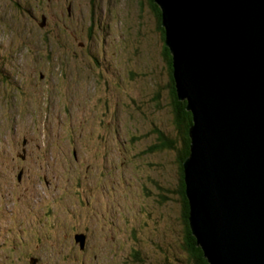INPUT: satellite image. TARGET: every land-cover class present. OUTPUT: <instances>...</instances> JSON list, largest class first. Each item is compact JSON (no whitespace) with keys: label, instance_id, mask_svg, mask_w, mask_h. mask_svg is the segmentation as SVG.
Returning <instances> with one entry per match:
<instances>
[{"label":"rangeland","instance_id":"obj_1","mask_svg":"<svg viewBox=\"0 0 264 264\" xmlns=\"http://www.w3.org/2000/svg\"><path fill=\"white\" fill-rule=\"evenodd\" d=\"M165 45L144 1L0 0V264L187 263Z\"/></svg>","mask_w":264,"mask_h":264},{"label":"water","instance_id":"obj_2","mask_svg":"<svg viewBox=\"0 0 264 264\" xmlns=\"http://www.w3.org/2000/svg\"><path fill=\"white\" fill-rule=\"evenodd\" d=\"M155 1L193 113L191 231L210 264H264V0Z\"/></svg>","mask_w":264,"mask_h":264},{"label":"trees","instance_id":"obj_3","mask_svg":"<svg viewBox=\"0 0 264 264\" xmlns=\"http://www.w3.org/2000/svg\"><path fill=\"white\" fill-rule=\"evenodd\" d=\"M142 1V0H141ZM153 5L156 10V16L159 19V27L161 25L163 40L165 41V30L162 27V11L160 6L155 0H147ZM164 56L166 60V65L169 70V80L171 88V106L174 116L173 124L180 130L181 133V147L177 149L178 160V174H179V185L175 193L179 196L182 204V214H183V230L185 232V242L183 243V250L186 254L187 263L186 264H210L207 258L204 255L202 247L198 244L196 237L193 235L190 222H189V200L186 195V184H185V173H184V161L190 156V146H191V137H190V128L193 124V113L187 109L188 102L187 100H180L177 95L175 80L173 77V55L170 49L165 45L164 46ZM158 99V95H157ZM109 112V109L107 107ZM109 123H107L108 125ZM106 126V125H104ZM107 127V126H106ZM157 133V142L154 143L146 152H152L158 149L165 148H174L175 145L170 141L169 137L160 131H155ZM176 150V149H175Z\"/></svg>","mask_w":264,"mask_h":264},{"label":"flooded vegetation","instance_id":"obj_4","mask_svg":"<svg viewBox=\"0 0 264 264\" xmlns=\"http://www.w3.org/2000/svg\"><path fill=\"white\" fill-rule=\"evenodd\" d=\"M141 1V0H140ZM146 2L148 5H150V7H151V9H152V11L155 13V16H156V10L154 9V7H153V5L151 4V2L149 3L147 0H142L141 1V3L142 2ZM157 17V16H156ZM157 19H158V17H157ZM159 20V19H158ZM83 46H84V44H83ZM103 140H105V138H102ZM19 156H20V158L21 159H23L24 157L21 155V154H19ZM102 169L103 170H105V167H104V165H103V167H102ZM18 173H22L21 172V169L18 171ZM17 173V174H18ZM21 175V174H20ZM20 175H18V179L20 180ZM32 185L34 186V181H32ZM98 190V189H97ZM97 190H92L91 191V193H92V195H93V198L91 199L93 202H94V204H95V201L98 199V195H99V193H96V191ZM105 192H107L108 193V186L107 187H105ZM104 192V193H105ZM90 198V197H89ZM89 198H87V199H89ZM92 201H90V202H92ZM90 202H88V201H86V204H89ZM93 210H94V206H93ZM181 217H183V214H182V216ZM82 234V235H81ZM76 237H83L84 238V234H83V232H76V233H74L73 234V239L75 240V242H77L76 241ZM84 240H85V238H84ZM78 243V242H77ZM86 247V243H84V245H83V247L81 248V249H84Z\"/></svg>","mask_w":264,"mask_h":264}]
</instances>
